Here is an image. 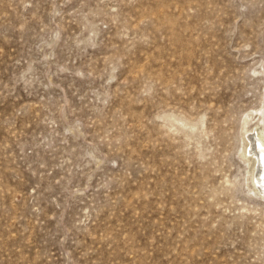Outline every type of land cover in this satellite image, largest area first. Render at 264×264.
<instances>
[{
	"label": "rangeland",
	"instance_id": "1",
	"mask_svg": "<svg viewBox=\"0 0 264 264\" xmlns=\"http://www.w3.org/2000/svg\"><path fill=\"white\" fill-rule=\"evenodd\" d=\"M260 150L264 0H0V264H264Z\"/></svg>",
	"mask_w": 264,
	"mask_h": 264
},
{
	"label": "bare ground",
	"instance_id": "2",
	"mask_svg": "<svg viewBox=\"0 0 264 264\" xmlns=\"http://www.w3.org/2000/svg\"><path fill=\"white\" fill-rule=\"evenodd\" d=\"M248 132V131H247ZM253 132V131H252ZM256 137V136H255ZM257 140V139H256ZM251 148V147H250ZM260 152L262 153V157L261 160H263V164H262V169H261V174H262V185L264 186V150H260ZM255 153V152H254ZM258 153V152H257ZM260 154V153H259ZM258 154V155H259ZM261 155V154H260ZM258 161L260 162V156L258 157ZM258 170V169H257Z\"/></svg>",
	"mask_w": 264,
	"mask_h": 264
}]
</instances>
